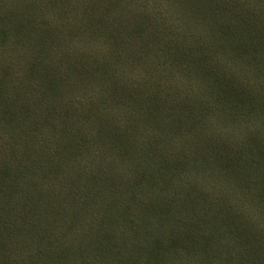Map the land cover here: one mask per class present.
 Returning <instances> with one entry per match:
<instances>
[{
	"label": "trees",
	"instance_id": "trees-1",
	"mask_svg": "<svg viewBox=\"0 0 264 264\" xmlns=\"http://www.w3.org/2000/svg\"><path fill=\"white\" fill-rule=\"evenodd\" d=\"M262 87L264 0H0V264H264Z\"/></svg>",
	"mask_w": 264,
	"mask_h": 264
},
{
	"label": "snow or ice",
	"instance_id": "snow-or-ice-1",
	"mask_svg": "<svg viewBox=\"0 0 264 264\" xmlns=\"http://www.w3.org/2000/svg\"><path fill=\"white\" fill-rule=\"evenodd\" d=\"M241 7H245V6H244V5H241ZM249 7H251V6H249ZM154 42H155V41H154ZM150 62H152L150 57H149L147 60H145V64H148V63H150ZM66 63H68L69 65H71V64H72V60H71V58H67ZM81 68H84V66L81 65ZM74 71H77V72H78L79 69H74ZM84 71L86 72L87 69L84 68ZM71 78H72V75H71V73H70V74L67 76V79H71ZM249 87L251 88V86H249ZM260 91H264V87H262V88H258V89H257V92H260ZM126 93H127V95L131 96L134 100L139 101V99H140V94H139V93L134 94V93H132L130 90H126ZM245 115H246L247 117H249V119H251L252 117H255L257 120H260V119L264 118V112H262V113H257L255 109L250 110L248 113H245ZM253 210H256V211H264V203L261 204V206H260L259 209H256V208L254 207Z\"/></svg>",
	"mask_w": 264,
	"mask_h": 264
}]
</instances>
